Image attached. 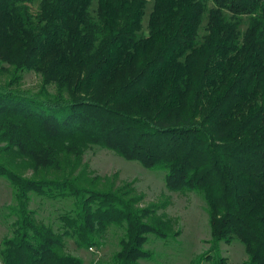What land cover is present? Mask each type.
Segmentation results:
<instances>
[{
  "label": "trees",
  "instance_id": "trees-1",
  "mask_svg": "<svg viewBox=\"0 0 264 264\" xmlns=\"http://www.w3.org/2000/svg\"><path fill=\"white\" fill-rule=\"evenodd\" d=\"M149 1L0 0V177L16 197L4 264H84L66 239L100 248L112 226L120 249L94 264H143L149 235L177 236L130 185L90 180L96 146L202 195L211 248L193 264H229L220 245L235 239L244 264H264V0H153L144 35ZM32 195L72 201L57 230Z\"/></svg>",
  "mask_w": 264,
  "mask_h": 264
},
{
  "label": "rangeland",
  "instance_id": "rangeland-1",
  "mask_svg": "<svg viewBox=\"0 0 264 264\" xmlns=\"http://www.w3.org/2000/svg\"><path fill=\"white\" fill-rule=\"evenodd\" d=\"M96 7V3L93 8ZM153 0L149 1L143 22V34H148V19L152 11ZM37 9V5L33 6ZM247 18H244L242 29H246ZM203 29L200 32L204 36ZM8 75L0 74V81ZM41 83L40 76L34 72H26L23 78V89L35 92ZM83 163L90 169V180H103V187L120 188L130 185L138 198V206L146 208L158 206L156 217L159 221L168 222L170 232L176 234L168 240L149 235L146 250L154 254V259L142 261L143 264H193L200 256L211 248L212 239L207 204L199 193H177L166 186V172L149 170L137 161L127 160L115 152L91 147L83 156ZM25 177H34V169L22 166L15 169ZM102 185V184H101ZM106 185V186H105ZM16 206V197L10 182L0 177V264L3 263L1 249L3 241L13 234L15 216L12 209ZM30 208L35 211L39 221L50 224L57 230L60 226L59 216L72 208L71 200H49L32 195ZM124 234L123 229L112 226L103 238L100 248H80L74 239H66L65 252L81 258L84 264L108 262L115 252L119 251V241ZM221 256L228 259L229 264H244L248 259L244 245L234 240L231 244L220 245ZM194 261V262H193ZM203 264H211L204 262Z\"/></svg>",
  "mask_w": 264,
  "mask_h": 264
}]
</instances>
